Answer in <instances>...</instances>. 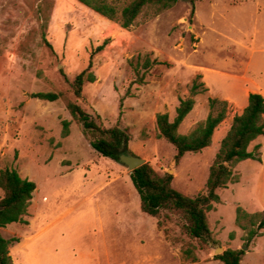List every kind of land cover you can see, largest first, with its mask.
<instances>
[{
    "label": "rangeland",
    "instance_id": "obj_1",
    "mask_svg": "<svg viewBox=\"0 0 264 264\" xmlns=\"http://www.w3.org/2000/svg\"><path fill=\"white\" fill-rule=\"evenodd\" d=\"M151 12L146 8L125 28L79 0H0V170L14 167L37 184L24 217L30 226L14 222L3 231L20 239L11 245L14 264H224L217 245L243 249L240 264H264V235L247 245L235 221L237 206L252 203L248 187L257 165L241 163L242 185L219 191L223 202L208 214L212 238L203 242L165 211L158 228V218L140 207L128 166L94 149L67 107L74 101L99 114L102 125L127 129L129 150L161 175L172 170L177 190L189 196L205 190L245 87L264 86V0H180L154 17ZM108 37L93 57L96 80L76 97L66 76L72 81ZM147 57L161 63L147 71L139 66L146 73L140 84L136 64ZM198 75L208 90L196 96L180 131L206 118L212 97L228 100L230 112L211 146L177 162L174 145L158 136L156 115L173 119ZM37 92L59 98L33 97ZM63 120L70 121L67 137ZM3 195L0 188V200ZM190 246L198 261L184 263Z\"/></svg>",
    "mask_w": 264,
    "mask_h": 264
},
{
    "label": "trees",
    "instance_id": "obj_2",
    "mask_svg": "<svg viewBox=\"0 0 264 264\" xmlns=\"http://www.w3.org/2000/svg\"><path fill=\"white\" fill-rule=\"evenodd\" d=\"M92 10L103 16L117 21L122 27L129 28L136 23L140 14L146 9L152 10L150 16L154 17L162 11L174 6L180 0H129L122 5V0H79ZM48 46L51 43L45 38ZM111 42L105 38L102 43L92 48L89 64L79 72L70 82L73 93L80 98L83 95L85 83L94 82L96 75L92 70L93 57L102 52ZM158 59L147 57L143 62L138 60L137 82H145L146 73L139 74V66L149 70L160 64ZM201 75L193 81L186 97L180 98L176 108V115L170 118L168 112L157 113L156 123L158 136L172 143L176 149L175 160L179 162L188 152H200L213 143L216 128L228 117L230 104L228 100L212 97L209 99L210 111L206 118L195 122L186 133L180 131V126L193 110L196 96L208 90L205 82L199 81ZM44 100L55 101L59 94L55 92H37L32 94ZM67 107L73 117L82 125L83 133L90 139L92 147L106 156L119 160V155L112 149L124 147L130 141L127 129L119 126L106 127L97 120L99 114H92L80 104L69 101ZM70 121L63 120L64 137L70 134ZM261 135H264V95L252 92L248 97V104L241 113L233 117L230 128L220 142L214 161L210 166L206 188L195 196H189L173 186L174 176L168 172L159 174L150 162L130 172L131 179L140 195L142 211L158 218V227L164 226L161 219L178 217L183 231L192 238L208 242L212 238L208 214L216 208L215 204L222 202L219 188L227 187L229 183L238 182L240 173L236 171L237 165L246 159L262 161L261 144L256 143L252 149L250 145ZM0 188L4 195L0 200V227L14 222L28 224L24 218L28 214L33 193L37 188L35 181L22 177L14 167L0 170ZM236 224L245 231L244 240L247 245L253 244L256 238L264 235V211L248 212L242 206L236 208ZM166 232V230H165ZM234 238V233L230 234ZM20 241L18 237H5L0 230V264H14L10 247L13 242ZM243 249L227 248L217 255L224 264H240ZM184 263L198 261L194 247L184 249Z\"/></svg>",
    "mask_w": 264,
    "mask_h": 264
},
{
    "label": "crops",
    "instance_id": "obj_3",
    "mask_svg": "<svg viewBox=\"0 0 264 264\" xmlns=\"http://www.w3.org/2000/svg\"><path fill=\"white\" fill-rule=\"evenodd\" d=\"M252 84L250 85V87H256V89H250V88H248V87H245V89H244V95H243V97H244V101L243 102H241V101H239L238 103H240V106H241V111L239 112V113H241L242 111H243V109L247 106V104H248V97H249V94L250 93H252V92H257V93H261V94H263L264 95V86H262L261 84H259L257 81H253V82H251ZM248 90V91H247ZM235 114H237V113H235ZM234 114V115H235ZM234 117V116H233ZM233 117L231 118V121H233ZM228 118V117H227ZM226 118V119H227ZM225 119V120H226ZM224 120V121H225ZM224 121L217 127V128H219V127H221V125L224 123ZM229 122V124H228V126H227V128H226V130L224 131V136H225V134L227 133V131H228V129L230 128V126H231V123L232 122ZM217 128H216V131H217ZM215 135V134H214ZM264 138V135H261L256 141H259V140H261V139H263ZM256 141H254V142H256ZM263 142H262V144H261V148H262V161H258V160H255V159H246V160H244V161H242V162H240L238 165H237V167H236V169L238 170V172L240 173V179H239V181L238 182H234V183H229L228 184V186L227 187H223V188H219L218 189V192L219 191H223L224 189H228V188H231V187H233V186H241L242 185V183H243V180H244V176H243V174L241 173V170L239 169V165L241 164V163H243V162H249V163H253V164H255V165H257L258 166V168H259V171H258V173L257 174H255V176L250 180V186L248 187V190H249V192H248V194L251 196V200H252V203L251 204H245L244 205V209H246L248 212H256V211H264V140H262ZM251 146V145H250ZM90 197H91V195H90ZM220 197H221V199H222V196L220 195ZM136 198H137V195H136ZM33 199V198H32ZM90 200V199H89ZM222 202H223V199H222ZM222 202H220V203H216L215 204V206L216 207H219L221 204H222ZM32 203V202H31ZM128 206V205H127ZM30 207H31V205H30ZM30 207H29V209H28V213H29V211H30ZM144 212V211H143ZM146 213V212H145ZM148 214V213H147ZM150 215V214H149ZM27 216V214L24 216V217H26ZM152 216V215H151ZM154 217V216H153ZM155 218V220H156V217H154ZM25 219H27V218H25ZM29 221V220H28ZM157 227H158V220H157ZM30 224L31 223H28V224H25V226H30ZM8 226V225H7ZM159 228V227H158ZM6 229V227H0V230H1V232H2V234H3V231ZM242 229V228H241ZM261 237V236H260ZM8 238V237H7ZM259 238V237H258ZM22 239H23V237H22ZM21 239V240H22ZM19 242V241H18ZM234 249V248H233ZM10 250H12V246L10 247ZM12 252V251H11Z\"/></svg>",
    "mask_w": 264,
    "mask_h": 264
},
{
    "label": "water",
    "instance_id": "obj_4",
    "mask_svg": "<svg viewBox=\"0 0 264 264\" xmlns=\"http://www.w3.org/2000/svg\"><path fill=\"white\" fill-rule=\"evenodd\" d=\"M109 150H114L115 152H117L119 155V161L127 165L130 171H133L134 169L140 167L141 165L147 162L145 158L132 153L128 148V143H125L124 147L122 148L119 149L109 148ZM168 172L172 174V170H169ZM247 247L248 246H245L244 249H247ZM215 252L223 253L224 248L222 246L217 245L215 248Z\"/></svg>",
    "mask_w": 264,
    "mask_h": 264
}]
</instances>
